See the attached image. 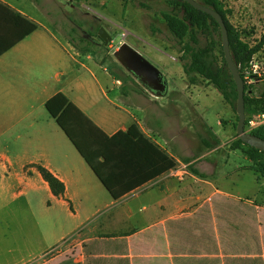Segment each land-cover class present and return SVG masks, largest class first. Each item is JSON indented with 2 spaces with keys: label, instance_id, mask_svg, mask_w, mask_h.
<instances>
[{
  "label": "crops",
  "instance_id": "1",
  "mask_svg": "<svg viewBox=\"0 0 264 264\" xmlns=\"http://www.w3.org/2000/svg\"><path fill=\"white\" fill-rule=\"evenodd\" d=\"M38 8L29 0H0V258L9 255L0 264H88L104 256L119 264H264V202L238 194L241 172L264 178L249 160L231 149L222 159L207 136L209 147L198 137L205 147L199 157L181 153L184 88L166 83L163 95L146 90L143 105L130 104L110 72L113 63L104 60L111 53L78 50ZM22 18L37 25L25 36ZM58 93L108 137L137 124L176 163L188 165V175L177 181L165 172L113 199L46 111ZM152 97L159 110L178 112L175 130L168 131L166 112L149 111ZM236 152L248 165L232 158ZM119 156L112 165L125 176L130 165ZM38 168L62 183L61 196ZM15 250L19 255L11 257Z\"/></svg>",
  "mask_w": 264,
  "mask_h": 264
},
{
  "label": "rangeland",
  "instance_id": "2",
  "mask_svg": "<svg viewBox=\"0 0 264 264\" xmlns=\"http://www.w3.org/2000/svg\"><path fill=\"white\" fill-rule=\"evenodd\" d=\"M29 1L35 2L39 6L38 9L44 18L47 16L46 19L52 30L59 35L58 31L63 38L72 41L75 47L87 46L88 49L98 54L111 53V56H106L104 60L113 63L110 72L119 80V87L122 91L130 96V104L143 105L142 98L149 96L146 89L118 63L114 56V52L123 42L160 71L166 80L167 88H170L173 82L184 88L185 107H183L184 111L182 110L183 116L180 118L186 130L181 134L183 137L181 140L182 149L177 148V150L185 155L191 154L193 159L197 158L201 155V152L197 151L204 147L198 144L200 143L199 138L205 139L207 136L213 140V146L219 147L217 155H220L222 159L228 155L227 151L230 149L232 141L237 138L235 133L236 112L206 80L199 78L196 84H190L187 81L182 71L183 63L179 59L181 56L180 46L170 35L161 16L162 12L169 11L165 0ZM219 1L222 3L226 19L234 31L236 41L239 43L237 47L240 45H246L248 48L254 47L264 31V0ZM101 28L111 38L106 44L98 33ZM211 41L218 42L221 46L218 29L211 30L210 35H199L200 46L208 45ZM213 53L218 65H223L221 48L216 45ZM117 93L119 94V92ZM152 99H154V104L150 106L149 111L156 115L159 114V111L166 112L168 117L172 118L171 121L168 118V131L175 130L173 121L174 118L179 119L178 112L175 114L173 108L169 107L159 110L158 102H156L159 99L155 100L154 97ZM117 104L120 103L117 102ZM126 106L128 105L126 104ZM186 107L191 111V114L193 112V116L188 114L185 110ZM130 113L137 114L131 105ZM236 153V156L232 158L235 160L241 158L238 164L248 165V162L243 161L242 155L239 152ZM227 158L229 160V157ZM200 161L201 159H197V162ZM227 168L230 169L229 165ZM240 174L243 178L242 183L238 184V194L256 196L258 200L264 202V178L255 181L250 171ZM6 246L15 248L10 243ZM18 255L16 250L11 253V257ZM6 256L9 257V255ZM104 257L87 261L88 264H119L112 258ZM6 259L0 258V261L4 262Z\"/></svg>",
  "mask_w": 264,
  "mask_h": 264
},
{
  "label": "trees",
  "instance_id": "3",
  "mask_svg": "<svg viewBox=\"0 0 264 264\" xmlns=\"http://www.w3.org/2000/svg\"><path fill=\"white\" fill-rule=\"evenodd\" d=\"M195 1L213 9L222 17L228 33L232 59L239 71L240 67L248 62L252 53L264 44V31L254 47L248 48L246 45L237 47L239 43L226 19L222 3L219 0ZM165 3L169 11L162 12L161 16L170 35L180 46L179 59L183 63L182 71L187 81L190 84H196L199 78L206 80L235 112L234 82L224 58H222L223 65H218L213 53L216 45L221 48L220 44L214 41L204 46L199 44V35H210L211 30H219L218 25L209 15L194 9L182 0H165ZM140 6L144 7L142 4ZM22 19L27 25L22 36L30 34L37 28L35 23ZM71 32H73L72 29ZM70 43L74 46L72 41ZM76 48L80 51L88 50L87 46ZM263 108L264 88L261 89L259 97L244 93L245 123L252 114ZM45 109L113 199L120 198L176 165V161L148 140L135 123L131 124L126 131H118L108 137L61 93L47 100ZM235 119L237 122V116ZM250 133L264 140V128L252 130ZM201 142L209 147L203 139ZM230 149L239 150L251 163L250 169L257 176L264 177L263 152L242 143L238 138L232 141ZM118 156L124 166L130 165L125 176L118 174L115 166L112 165L113 159ZM190 169L196 173L191 167ZM38 170L48 183L51 192L55 196H61L64 191L62 183L46 170L42 168ZM127 175H129L128 178ZM124 180H130L129 184L119 188V184H122Z\"/></svg>",
  "mask_w": 264,
  "mask_h": 264
},
{
  "label": "water",
  "instance_id": "4",
  "mask_svg": "<svg viewBox=\"0 0 264 264\" xmlns=\"http://www.w3.org/2000/svg\"><path fill=\"white\" fill-rule=\"evenodd\" d=\"M194 9L209 15L218 25L220 32L221 48L226 67L232 77L236 89L235 112L237 122L235 133L237 138L244 144H247L260 152L264 153V140L246 132L245 113H244V87L236 68L229 48L228 33L224 21L220 14L213 9L201 5L195 0H182ZM101 38L106 44L111 40L110 36L101 28L98 31ZM114 56L118 63L131 75H133L139 83L151 94L159 97L165 93L166 80L160 71L144 59L137 51L131 48L127 43L123 42L118 50L114 52Z\"/></svg>",
  "mask_w": 264,
  "mask_h": 264
},
{
  "label": "built area",
  "instance_id": "5",
  "mask_svg": "<svg viewBox=\"0 0 264 264\" xmlns=\"http://www.w3.org/2000/svg\"><path fill=\"white\" fill-rule=\"evenodd\" d=\"M238 72L244 93L259 97L261 89L264 88V44L252 53L248 62L241 66ZM117 83L120 84L119 81ZM259 128H264V108L252 114L244 126L245 131L249 133ZM187 175L188 165L180 162L167 171V176L177 181H183Z\"/></svg>",
  "mask_w": 264,
  "mask_h": 264
}]
</instances>
